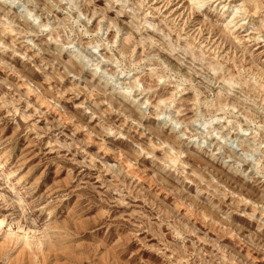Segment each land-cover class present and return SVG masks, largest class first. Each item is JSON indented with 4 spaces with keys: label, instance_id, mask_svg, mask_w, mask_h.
<instances>
[{
    "label": "rangeland",
    "instance_id": "rangeland-1",
    "mask_svg": "<svg viewBox=\"0 0 264 264\" xmlns=\"http://www.w3.org/2000/svg\"><path fill=\"white\" fill-rule=\"evenodd\" d=\"M0 264H264V0H0Z\"/></svg>",
    "mask_w": 264,
    "mask_h": 264
},
{
    "label": "bare ground",
    "instance_id": "bare-ground-1",
    "mask_svg": "<svg viewBox=\"0 0 264 264\" xmlns=\"http://www.w3.org/2000/svg\"><path fill=\"white\" fill-rule=\"evenodd\" d=\"M2 223V222H1Z\"/></svg>",
    "mask_w": 264,
    "mask_h": 264
}]
</instances>
